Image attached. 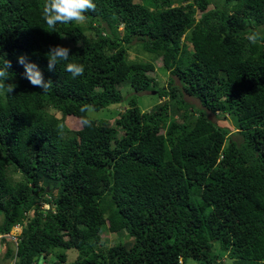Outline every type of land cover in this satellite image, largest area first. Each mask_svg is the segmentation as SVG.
Listing matches in <instances>:
<instances>
[{
    "label": "trees",
    "instance_id": "trees-1",
    "mask_svg": "<svg viewBox=\"0 0 264 264\" xmlns=\"http://www.w3.org/2000/svg\"><path fill=\"white\" fill-rule=\"evenodd\" d=\"M44 3L0 0V63L11 61L16 85L0 93V234L21 225L5 257L30 264L57 249L63 262L74 248L67 264H264V0H93L84 26L52 32ZM56 45L69 61L50 72ZM130 48L150 59L128 60ZM20 55L51 79L47 91L24 78ZM156 58L169 75L160 86L149 76ZM67 62L83 76L72 79ZM120 84L169 103L142 111L131 97L112 124L84 126L79 108L120 102ZM103 232L130 243L103 249Z\"/></svg>",
    "mask_w": 264,
    "mask_h": 264
},
{
    "label": "rangeland",
    "instance_id": "rangeland-1",
    "mask_svg": "<svg viewBox=\"0 0 264 264\" xmlns=\"http://www.w3.org/2000/svg\"><path fill=\"white\" fill-rule=\"evenodd\" d=\"M197 15H198V12L195 14V16ZM84 24H85V21L81 25L84 26ZM262 27L264 26L262 25L260 28ZM117 30H119V27H117ZM127 59L146 61V60H149L150 58L146 53L138 52L130 48L127 50ZM152 64L154 66V70L152 72H149V76H151L153 79H155V81H157L158 86L167 84L169 75L166 72L163 73L160 70L161 61L159 60V58L158 59L156 58L155 60H153ZM173 84L178 85L176 79L173 80ZM118 90L122 96L121 101L118 103L110 104L98 110H94L91 114L92 118L103 117V118H106L110 124H112L114 118L116 117V113L118 112V110H120V107L124 108L126 106L127 100L131 97H134L135 104L142 111H147L150 108H153L156 105V103L160 104L163 101H167L169 103L166 97H162L158 99V97L155 94H148L150 93V91H142V92L133 93L132 90L126 84H120V86L118 87ZM181 98L185 102H187L189 105L193 106L195 110L197 109L201 110L200 105L195 98L188 96L186 94H182ZM171 107L173 108V106ZM169 110L171 111L172 109L169 108ZM202 112L210 120L214 121L216 125H219L220 127H224L228 130H234L233 123L229 117H225L223 119L222 117L218 116L215 118L213 115H211L209 112H206L204 109H202ZM53 113L56 117H60L61 115L59 111H54ZM177 113L178 111H175L174 113L175 115L173 117L174 119L179 121V119L176 117ZM64 126L69 129H77L80 126L79 119L71 115H66L64 117ZM7 174L12 181L21 179V176L18 173H13V172L8 171ZM43 207L45 206L43 205ZM1 220H2V214L0 213V222ZM14 227H16L17 229ZM14 227H12L6 235L0 236V264H11L12 263L11 259L5 257L4 251L7 246L13 247V243H14L13 240L17 236L19 229L21 230L20 224L15 225ZM102 237H104L105 239L104 243L102 244L103 249L117 242H122V243H125L126 245L130 243V240L123 233H120L119 235V234H114V233H109V232H103ZM57 251H58L57 249L55 250L52 249L50 253L47 255V257L45 258L40 257L38 260V264H53L54 261L56 262V264L57 263L67 264L73 261L77 255V251L74 248L64 249L63 252L65 255V260L63 262H59L57 256L55 255ZM225 260L226 259L222 261L221 259V262H222L221 264H230L229 260H226V261ZM186 264H197V262L192 259H188L186 261Z\"/></svg>",
    "mask_w": 264,
    "mask_h": 264
},
{
    "label": "clouds",
    "instance_id": "clouds-1",
    "mask_svg": "<svg viewBox=\"0 0 264 264\" xmlns=\"http://www.w3.org/2000/svg\"><path fill=\"white\" fill-rule=\"evenodd\" d=\"M96 5L93 0H45L44 6L42 8V16L47 24L46 31H55L57 24H82L86 20L85 13L89 11H94ZM261 34L253 31L248 34L247 39L250 43L255 44L261 39ZM79 44L80 41H77ZM47 56V69L48 71H54L57 66L62 63L69 61L70 50L66 46L56 45L50 47L49 51L46 53ZM17 62L23 66L24 73L23 76L29 83L34 87H39L43 91H47L52 84L51 79L45 80L42 70L39 68L37 63L28 60L25 55H20L17 58ZM11 68V61L5 59L0 63V93L10 94L16 85L14 83H6L10 79L9 70ZM64 70L70 73L72 79L81 77L84 74V66L75 62H67L64 64ZM80 113H82V124L86 127H91L93 123L92 112L94 111L93 106L90 104H83L79 108ZM62 127V126H61ZM45 207L46 205L43 204ZM15 225H18L17 223ZM13 225L12 227H14ZM15 228V227H14ZM20 229L18 231V234ZM0 234L1 235H6ZM17 234V235H18ZM13 248L15 249L17 244V236L13 240ZM45 258L46 256H39L36 259L38 263L39 258ZM12 263L14 258H11Z\"/></svg>",
    "mask_w": 264,
    "mask_h": 264
},
{
    "label": "water",
    "instance_id": "water-1",
    "mask_svg": "<svg viewBox=\"0 0 264 264\" xmlns=\"http://www.w3.org/2000/svg\"><path fill=\"white\" fill-rule=\"evenodd\" d=\"M150 93H153V91H151Z\"/></svg>",
    "mask_w": 264,
    "mask_h": 264
},
{
    "label": "built area",
    "instance_id": "built-area-1",
    "mask_svg": "<svg viewBox=\"0 0 264 264\" xmlns=\"http://www.w3.org/2000/svg\"><path fill=\"white\" fill-rule=\"evenodd\" d=\"M33 264H36V263H33ZM38 264V263H37Z\"/></svg>",
    "mask_w": 264,
    "mask_h": 264
}]
</instances>
